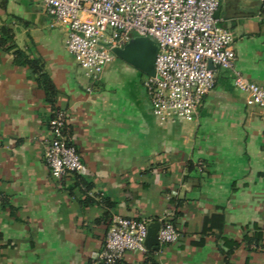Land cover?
I'll return each instance as SVG.
<instances>
[{"label":"crops","instance_id":"obj_1","mask_svg":"<svg viewBox=\"0 0 264 264\" xmlns=\"http://www.w3.org/2000/svg\"><path fill=\"white\" fill-rule=\"evenodd\" d=\"M216 14L235 70L264 89V0H221ZM64 37L37 0H0V264H102L113 216L167 219L179 237L118 264H264V109L232 72L214 70L192 120L160 123L138 70L114 60L87 78ZM55 110L83 163L59 180L43 159Z\"/></svg>","mask_w":264,"mask_h":264},{"label":"built area","instance_id":"obj_2","mask_svg":"<svg viewBox=\"0 0 264 264\" xmlns=\"http://www.w3.org/2000/svg\"><path fill=\"white\" fill-rule=\"evenodd\" d=\"M51 27L65 32L63 45L87 78L98 80L114 61V48L134 37L157 45L155 75L143 87L152 116L160 123L192 120L214 87L215 69L232 72L233 87L247 106L264 109V89L234 68L233 34L220 25L221 0H37ZM209 64L213 69L209 68ZM65 113L55 110L48 122L43 159L52 178L80 174L83 163L64 134ZM159 244H172L178 233L167 219L159 222ZM149 221L113 216L98 258L118 264L127 252L146 253Z\"/></svg>","mask_w":264,"mask_h":264},{"label":"water","instance_id":"obj_3","mask_svg":"<svg viewBox=\"0 0 264 264\" xmlns=\"http://www.w3.org/2000/svg\"><path fill=\"white\" fill-rule=\"evenodd\" d=\"M157 51L156 43L152 39L146 37H134L122 48H114L112 50L114 56L118 60L138 70L146 77H153L155 75L154 63ZM209 68L213 69L211 64H209ZM159 226V223L150 224L148 226L147 238L145 241V246L148 250H158L159 242L157 233Z\"/></svg>","mask_w":264,"mask_h":264},{"label":"trees","instance_id":"obj_4","mask_svg":"<svg viewBox=\"0 0 264 264\" xmlns=\"http://www.w3.org/2000/svg\"><path fill=\"white\" fill-rule=\"evenodd\" d=\"M23 62H24V64H26L28 66H33V63L31 61H29L26 57H24ZM222 220H223V217L221 215H213L211 218H209L208 221H209V223L218 222L220 224V222ZM170 222L172 223V221H170ZM218 229L221 230V227H219ZM244 242H245L246 246L248 247V249L253 250V249H257L258 247H260L261 240L258 238L248 237V238H246V240H244ZM226 245H227V248L229 249L225 254L226 255L225 258L227 259L230 255V252L232 251V249L237 247V244L230 242L229 244L227 243Z\"/></svg>","mask_w":264,"mask_h":264},{"label":"rangeland","instance_id":"obj_5","mask_svg":"<svg viewBox=\"0 0 264 264\" xmlns=\"http://www.w3.org/2000/svg\"><path fill=\"white\" fill-rule=\"evenodd\" d=\"M114 60H117V62H119V60H118L116 57H115ZM82 72H83V71H82ZM83 74H84V72H83ZM142 76H143L142 79H143V81H144L146 78H145V76H144L143 74H142Z\"/></svg>","mask_w":264,"mask_h":264}]
</instances>
